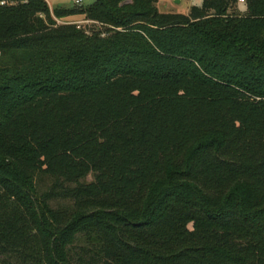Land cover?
Instances as JSON below:
<instances>
[{
    "label": "trees",
    "instance_id": "trees-1",
    "mask_svg": "<svg viewBox=\"0 0 264 264\" xmlns=\"http://www.w3.org/2000/svg\"><path fill=\"white\" fill-rule=\"evenodd\" d=\"M157 1L0 0V264H264V0Z\"/></svg>",
    "mask_w": 264,
    "mask_h": 264
},
{
    "label": "rangeland",
    "instance_id": "rangeland-1",
    "mask_svg": "<svg viewBox=\"0 0 264 264\" xmlns=\"http://www.w3.org/2000/svg\"><path fill=\"white\" fill-rule=\"evenodd\" d=\"M74 1L75 0H46L50 10L71 9L75 7ZM202 1L203 0H158L156 8L159 13L187 14L190 7L200 6ZM92 2L93 0H82V6H89ZM243 10V4L240 0H238L235 6V11L241 14ZM57 24H78L81 29L88 31L89 33L98 29L94 24L84 23L82 17L67 18L57 21ZM102 32L104 31L102 30ZM91 180V176L86 179L87 182H90ZM32 182L33 189L36 194L44 199L43 197L48 193L50 187L53 185L54 179L45 175H35ZM45 205L50 209L60 210L62 212H69L71 208L70 201L63 198H48L45 201Z\"/></svg>",
    "mask_w": 264,
    "mask_h": 264
},
{
    "label": "built area",
    "instance_id": "built-area-1",
    "mask_svg": "<svg viewBox=\"0 0 264 264\" xmlns=\"http://www.w3.org/2000/svg\"><path fill=\"white\" fill-rule=\"evenodd\" d=\"M240 2H243V0H240ZM74 5L76 7H82V0H75L74 1ZM84 23L86 24H94L92 22H89V21H84ZM77 26L78 29H81V27L78 25V24H75ZM96 25V24H95ZM86 34H89L88 31H85ZM105 35L104 34H101V37H104Z\"/></svg>",
    "mask_w": 264,
    "mask_h": 264
},
{
    "label": "crops",
    "instance_id": "crops-1",
    "mask_svg": "<svg viewBox=\"0 0 264 264\" xmlns=\"http://www.w3.org/2000/svg\"><path fill=\"white\" fill-rule=\"evenodd\" d=\"M46 1V0H45Z\"/></svg>",
    "mask_w": 264,
    "mask_h": 264
}]
</instances>
